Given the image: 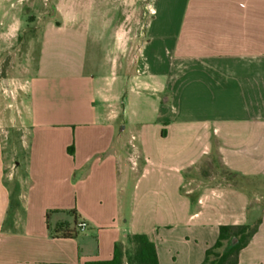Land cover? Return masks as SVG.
<instances>
[{
    "label": "crops",
    "instance_id": "obj_1",
    "mask_svg": "<svg viewBox=\"0 0 264 264\" xmlns=\"http://www.w3.org/2000/svg\"><path fill=\"white\" fill-rule=\"evenodd\" d=\"M67 5L41 33L22 163L0 133V264L107 262L133 234L202 264L222 226L259 220L238 264H264V0H147L134 38ZM17 9L0 0V46Z\"/></svg>",
    "mask_w": 264,
    "mask_h": 264
},
{
    "label": "rangeland",
    "instance_id": "obj_2",
    "mask_svg": "<svg viewBox=\"0 0 264 264\" xmlns=\"http://www.w3.org/2000/svg\"><path fill=\"white\" fill-rule=\"evenodd\" d=\"M73 2L78 3V12L81 6H89L97 17L114 19V27L120 34L127 30L131 38L141 33L147 24L148 14L144 10L147 0H17V40L3 41L0 46V133L7 153L19 163L26 159L29 150L28 83L38 64L43 27L51 20H60L61 13L72 14L71 9L61 10L60 6L66 3L74 7ZM107 41L100 49L103 58L110 51ZM134 49L127 50L129 61L134 58ZM123 245L126 252V242ZM124 260L127 262L126 256Z\"/></svg>",
    "mask_w": 264,
    "mask_h": 264
},
{
    "label": "trees",
    "instance_id": "obj_3",
    "mask_svg": "<svg viewBox=\"0 0 264 264\" xmlns=\"http://www.w3.org/2000/svg\"><path fill=\"white\" fill-rule=\"evenodd\" d=\"M261 220L254 225L222 226L216 243L205 254L202 264H238L240 252L251 242L259 229ZM77 236L76 229L68 230L62 234L64 238ZM235 239V244L225 253H220L225 242ZM127 244L124 251L123 243ZM125 256L127 262H125ZM87 264H160L156 244L144 234L128 235L123 241L115 245L113 259L107 262H89Z\"/></svg>",
    "mask_w": 264,
    "mask_h": 264
},
{
    "label": "built area",
    "instance_id": "obj_4",
    "mask_svg": "<svg viewBox=\"0 0 264 264\" xmlns=\"http://www.w3.org/2000/svg\"><path fill=\"white\" fill-rule=\"evenodd\" d=\"M87 227H88V225H87L86 222H81V223H79V229H80L81 231H85Z\"/></svg>",
    "mask_w": 264,
    "mask_h": 264
},
{
    "label": "water",
    "instance_id": "obj_5",
    "mask_svg": "<svg viewBox=\"0 0 264 264\" xmlns=\"http://www.w3.org/2000/svg\"><path fill=\"white\" fill-rule=\"evenodd\" d=\"M232 242H233V244H235L236 240H235V239H233V240H232Z\"/></svg>",
    "mask_w": 264,
    "mask_h": 264
}]
</instances>
